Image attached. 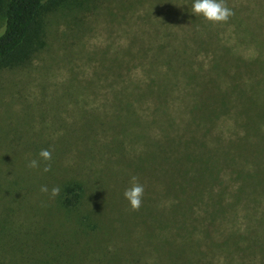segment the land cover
Here are the masks:
<instances>
[{"label":"rangeland","instance_id":"374dc122","mask_svg":"<svg viewBox=\"0 0 264 264\" xmlns=\"http://www.w3.org/2000/svg\"><path fill=\"white\" fill-rule=\"evenodd\" d=\"M193 2L51 0L40 9L33 35L23 47L27 63L0 68V264H43L45 255L53 254L32 233L37 224L45 225L54 248L60 244L66 264H104L113 256H124L128 264H163L168 252L169 262L175 264V249L165 245L174 243L177 217H162L152 205L148 174L139 168L158 157V150L146 151L130 142L145 136L131 127L141 122L145 109L127 98L107 96L106 86L95 88L93 83L114 81L116 77L101 67L116 63L123 66V79L136 77V67L149 60V48L148 63L192 62L186 51L218 48L216 35L257 31L258 20L264 21V0H225L235 15L219 25L193 15ZM4 4L0 0V31ZM112 132L118 136L111 139L112 145L125 149L124 166L114 162V150L94 147L96 137L107 142ZM76 144L80 146L62 153L60 164L57 155ZM41 149L52 152V170L47 173L42 160L40 168L28 167L31 160L41 159ZM128 159H133L131 164ZM200 164L206 168L210 162L203 159ZM132 176L145 187L142 207L135 212L124 198ZM75 178L85 182L90 212L103 223L94 236L90 227V233L82 227L84 233L73 232L70 219L84 221L83 205L65 215L56 208L60 214L54 216L52 199L40 191L46 185L50 192ZM160 224L168 225V237L156 233ZM155 254L158 257L147 260Z\"/></svg>","mask_w":264,"mask_h":264},{"label":"trees","instance_id":"16d2710c","mask_svg":"<svg viewBox=\"0 0 264 264\" xmlns=\"http://www.w3.org/2000/svg\"><path fill=\"white\" fill-rule=\"evenodd\" d=\"M49 1L5 0L0 68L27 63L23 47L33 35L40 9ZM215 40L220 47L186 51L192 59L189 63H148L149 48L145 56L149 60L136 67V77L123 79V66L116 63L101 67L116 79L93 86H106L105 95L127 98L145 109L139 115L141 122L131 125L145 136L130 142L146 151L158 150V157L139 168L148 174L152 205L162 217H177L174 243L165 245L175 249V264H264V21L258 20L257 31L218 34ZM113 137L118 136L112 132L107 142L96 137L94 147L114 150V162L124 166L125 149L115 148ZM78 146L63 148L57 161L62 164V153ZM203 159L209 160V167L200 164ZM81 180L60 183V195L49 208L56 216L60 214L56 208L65 215L83 205L84 221L77 216L70 219L73 232L77 234L80 227L89 232L90 227L94 236L103 223L92 216ZM168 228L157 225L156 233L168 237ZM32 233L53 253L45 255L43 264H66L60 244L56 242L54 248L47 239L44 224L34 226ZM171 257L168 252L163 264H172ZM104 264H128V259L113 256Z\"/></svg>","mask_w":264,"mask_h":264},{"label":"clouds","instance_id":"9594fccd","mask_svg":"<svg viewBox=\"0 0 264 264\" xmlns=\"http://www.w3.org/2000/svg\"><path fill=\"white\" fill-rule=\"evenodd\" d=\"M190 11L196 17H202L213 25L226 24L235 15L225 0H194ZM39 157L40 160H31L28 167L38 169L41 167L42 160L44 162L43 171L50 172L52 170V152L48 149H41ZM129 183L130 187L124 191V198L129 202L131 211H139L143 204L145 187L139 182L137 176H132ZM40 191L49 195L50 199H55L60 195L61 189L59 186H55L49 192V188L44 185L41 186Z\"/></svg>","mask_w":264,"mask_h":264}]
</instances>
